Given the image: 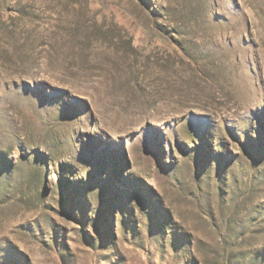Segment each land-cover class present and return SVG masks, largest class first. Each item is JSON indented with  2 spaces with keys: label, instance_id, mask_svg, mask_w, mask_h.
Masks as SVG:
<instances>
[{
  "label": "rangeland",
  "instance_id": "obj_1",
  "mask_svg": "<svg viewBox=\"0 0 264 264\" xmlns=\"http://www.w3.org/2000/svg\"><path fill=\"white\" fill-rule=\"evenodd\" d=\"M0 264H264V0H0Z\"/></svg>",
  "mask_w": 264,
  "mask_h": 264
}]
</instances>
